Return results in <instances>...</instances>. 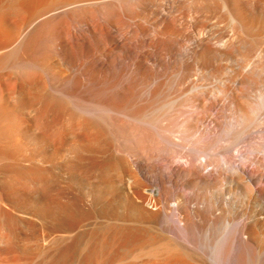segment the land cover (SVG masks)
Segmentation results:
<instances>
[{
  "label": "bare ground",
  "instance_id": "1",
  "mask_svg": "<svg viewBox=\"0 0 264 264\" xmlns=\"http://www.w3.org/2000/svg\"><path fill=\"white\" fill-rule=\"evenodd\" d=\"M193 1L0 0V264H264V0Z\"/></svg>",
  "mask_w": 264,
  "mask_h": 264
},
{
  "label": "rangeland",
  "instance_id": "2",
  "mask_svg": "<svg viewBox=\"0 0 264 264\" xmlns=\"http://www.w3.org/2000/svg\"><path fill=\"white\" fill-rule=\"evenodd\" d=\"M190 1H191V0H190ZM192 1H193V0H192ZM196 1H197V2H194V1H193V3H195V4L198 3V5H199V2H200V5L203 4V6H204V4L207 5V4L209 3V2H207V0H205V1H203V0H201V1H200V0H196ZM187 2H189V1H187ZM201 2H202V3H201ZM206 2H207V3H206ZM189 3H191V2H189ZM147 16H148V15H147ZM150 17L152 18L151 15H150ZM150 17H148V19H150V21H149V20H148L149 22L147 21V22H148L147 25L152 21V19H151ZM146 19H147V18H146ZM144 21H145V20H144ZM154 43H156V42H154ZM154 43H153V44H154ZM156 44H157V43H156ZM196 65H197V66H196ZM196 65H195L194 68H193V73H194V74H193L194 77H193V80H192L193 84H194V85L201 86V87H203L204 89L206 88V89H205L206 91L209 90V89H212V86L214 87L217 83H216V81H215L212 77L209 76L210 73L208 72V71H209V69H207L208 67H206L205 65H202L201 63H198V64H196ZM199 65H200V67H198ZM201 65H202V66H201ZM195 67L197 68V70L195 69ZM203 67H204V68H203ZM205 67H206V68H205ZM232 67H233V66H232ZM169 69H170V71H172V72L175 71L174 69H171L169 66L166 65L165 69H164V67H163V69L161 70V72H164V71H165V74H168V72H170ZM194 70L196 71V73L194 72ZM198 70H199L200 72H198ZM236 71H237V70L235 69V71L232 72L233 74H232L231 72H230V74H228L229 78L231 79V80H230L231 82H230V81H229V82L226 81V84H228V87H233V86H235L237 83H238V84L240 83V80H241V79H240V76H239L240 73H239V71H238V72H236ZM170 73H171V72H170ZM201 73H202V74H201ZM235 73H236V75H235ZM237 73H238V74H237ZM175 74H176V73H175ZM199 74H200V75H199ZM201 75H202V76H201ZM205 75H206V76H205ZM230 75H231V77H230ZM232 75H234V76H232ZM200 76H201V77H200ZM177 77H178V75H177ZM233 78H234V79H233ZM236 79H237V80H236ZM236 81H237V82H236ZM192 82H191V84H192ZM227 82H228V83H227ZM233 83H234V84H233ZM200 84H201V85H200ZM238 84H237V85H238ZM204 85H205L206 87H205ZM230 85H231V86H230ZM210 86H211V87H210ZM209 87H210V88H209ZM183 90H184V89H183ZM178 106H179V105H178ZM178 106H177V110L175 111L176 113L174 114L175 117L173 116V118H174V120H175V121H174V122H175L174 125H176L177 123H179V121H180V122L184 121V120H185V113L187 112V110L190 111V109H193V107L188 106V105L185 106V105L180 104V106H179V107H178ZM200 109H201V108H198V109H197L198 112H201L203 115L205 114L204 116L206 117L205 120H203V121H199V122H198L199 126H201V128H202L203 126H208V125H206V124H209V120H208V119H210V117H212V116H209V115H211V113H210V114H209V113H206V112H208V110H206V112L204 113V111H202L203 109H201V110H200ZM184 110H185V112H184ZM178 111H179V112H178ZM210 112H211V111H210ZM181 113H182V114H181ZM179 114H180V115H179ZM207 114H209V115H207ZM177 116H178V117H177ZM207 116H209V117L207 118ZM176 118H177V119H176ZM202 124H203V125H202ZM189 125L191 126V127L189 128V131H190L191 128H192L191 132H193V131L195 130V129L192 127L193 123H189ZM208 127H209V126H208ZM178 131H179V130L176 129L175 131L172 130V132H170V133L168 132V134L170 135V138H172V140L175 139V142H176V141H177V142L179 141V143H182V141H183V143L185 142L186 144H188V143L190 144L191 142H190L189 140L187 141V140H185V139H183V138L181 139L182 141L180 140L181 137H178V136H180L179 134H182V133H181V131H179V132H178ZM174 132H176V133H174ZM252 132H253V131H252ZM257 134H258V136L260 137L259 133L257 132V133H255V135H256L255 138H256V139L259 138V137H257ZM260 134H261V133H260ZM251 135H252V136H251ZM251 135H249V136H250L249 138H252V137L254 136V133H251ZM261 135L264 136L263 134H261ZM181 136H182V135H181ZM218 136H219V135H218ZM222 136H223V135H222ZM222 136H219V138H217V136H216L217 139H214V142H215L216 144H218V148H217V149L215 148L214 152H211L212 155H210V156H211V159L213 158L212 161H214V163H218V162H219V158H218L219 155L217 156V154H218L217 151H218V150L220 151L221 148H222V150H223L224 143L226 144V142H225V141H226V140H225L226 137H224V136L222 137ZM262 136H261V138H263ZM253 138H254V137H253ZM261 138H260V139H261ZM178 139H179V140H178ZM218 139H219V140H218ZM222 139H223V141H222ZM242 139H243V138H241L240 140H242ZM247 139H248V138H247ZM260 139H259V140H260ZM244 140H246V139L244 138L243 141H244ZM214 142H213V143H214ZM217 142H218V143H217ZM238 142H239V143H238ZM245 142H246V141H244L243 144H244ZM220 143H221V144L223 143V144H222V147L220 146L221 148H219ZM237 143H238V144H237L238 147H240V148L242 147V149H243V147H244V149H246L245 144H246L247 142H246V143L244 144V146H243V144L241 143V141H239V138H238V139H237ZM240 143H241V145H240ZM216 144H215V145H216ZM215 145H214V146H215ZM246 145H247V144H246ZM216 146H217V145H216ZM216 146H215V147H216ZM263 149H264V148H263ZM263 149H262V150H263ZM215 151H216L217 154L215 153ZM214 153H215L216 156L214 155ZM228 154H229V153H228ZM212 156H213V157H212ZM216 157L218 158V162H217V158H216ZM228 157H229V155H228ZM214 159H215V160H214Z\"/></svg>",
  "mask_w": 264,
  "mask_h": 264
}]
</instances>
